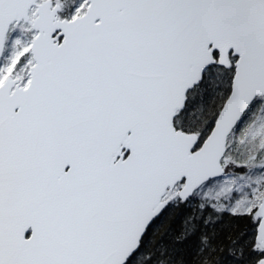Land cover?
<instances>
[{
  "label": "snow or ice",
  "instance_id": "1",
  "mask_svg": "<svg viewBox=\"0 0 264 264\" xmlns=\"http://www.w3.org/2000/svg\"><path fill=\"white\" fill-rule=\"evenodd\" d=\"M0 264H264V0H0Z\"/></svg>",
  "mask_w": 264,
  "mask_h": 264
},
{
  "label": "trees",
  "instance_id": "2",
  "mask_svg": "<svg viewBox=\"0 0 264 264\" xmlns=\"http://www.w3.org/2000/svg\"><path fill=\"white\" fill-rule=\"evenodd\" d=\"M182 216H177L175 222L173 223V229L178 231L181 226ZM246 223L244 221H234L229 217H225L223 224L217 225V231L221 232V236L226 235L228 232H233V234H238L246 228ZM226 255V254H225Z\"/></svg>",
  "mask_w": 264,
  "mask_h": 264
}]
</instances>
